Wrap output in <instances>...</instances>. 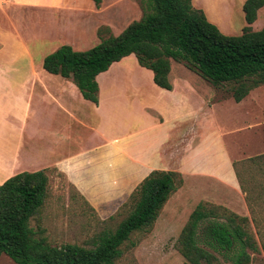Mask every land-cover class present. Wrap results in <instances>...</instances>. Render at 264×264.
Wrapping results in <instances>:
<instances>
[{
  "label": "trees",
  "instance_id": "1",
  "mask_svg": "<svg viewBox=\"0 0 264 264\" xmlns=\"http://www.w3.org/2000/svg\"><path fill=\"white\" fill-rule=\"evenodd\" d=\"M91 1L95 7L101 2ZM263 3L244 0L241 10L245 25L239 35H225L201 10L192 7L190 0H138L140 18L118 34L103 37L107 28L99 27L98 43L80 51L60 45L42 58L41 67L69 79L82 98L96 104L95 76L111 63L132 54L137 65L151 71L157 87L170 90L169 60H173L212 86L231 84L230 96L238 102L251 89L264 84V27L250 28ZM238 165L244 166L241 169L245 174L254 166L263 168L264 174V153L232 163L250 209V192L245 185L252 178H242ZM181 184L175 171L151 170L118 207L127 208L125 216L112 231L101 232L91 247L51 245L44 237H36L28 225L43 204L47 177L42 170L15 173L0 183V255L15 264H114L122 253V243L132 232L150 226ZM198 229L205 234L202 244L196 242ZM176 248L185 264H221L213 252L229 253L232 264H249V252L258 251L247 230V217L204 202L196 203L189 212Z\"/></svg>",
  "mask_w": 264,
  "mask_h": 264
},
{
  "label": "crops",
  "instance_id": "2",
  "mask_svg": "<svg viewBox=\"0 0 264 264\" xmlns=\"http://www.w3.org/2000/svg\"><path fill=\"white\" fill-rule=\"evenodd\" d=\"M82 1V4L87 6H80L78 0H0V61L2 53L6 50L7 38L8 42L14 44L11 46L15 49L9 51L8 56L14 60H22L20 69L25 75L19 81L13 79L10 82L8 79L7 84L12 87L11 90L20 89L26 92L29 106L38 107L39 105L34 103L36 100L43 105L42 126L28 133L34 153L28 157L32 167L25 170H42L47 177V183L54 177L51 170L55 174L58 173L99 217L108 216L115 211L151 170L179 173L183 178L182 189L186 185L187 176L195 177L199 182L190 190H202L203 194L198 195L203 200L246 216L245 194L241 192L232 166L233 162L239 160L233 159L234 155L228 152L218 137L212 138L211 124L206 121V107L203 109L204 122L198 123L203 132L199 136L200 139H197L199 137L195 134L197 124L194 121V110H187L188 107L182 104L180 99L184 96L176 91L177 87L171 76L173 60H169L170 90L157 87L152 82L151 71L137 66L144 71L155 89L169 97V100L161 105L141 101L138 110H135L137 106L131 103L132 95H129V98L126 95L128 100L125 106H121L117 100V97L125 96L124 90H133V86L137 87L138 84L122 85L103 81L109 79L118 69L121 71L124 68L123 63L128 61L132 54L111 63L107 70L95 76L96 104L82 98L69 79L43 70L42 58L60 45L66 44L73 50L82 49L89 44L93 46L99 42L96 33L99 27L107 28V32L102 34L103 37L108 33L116 35L120 32L113 34L112 21L106 19L84 21V13L97 17L108 8L95 7L91 0ZM207 6H212V3ZM37 7L55 9L59 14L55 18L56 23L61 21L60 27H65V31L72 36L63 38L60 43H48V53H41L35 62L25 44L30 39L26 41L20 37L11 24V15L15 9L33 10ZM53 15L51 13L48 16L54 19ZM73 15L79 19H73ZM70 18L73 20L70 21ZM3 22H8V27L4 26ZM42 36V39H45V35ZM135 61L134 58V66L137 65ZM13 72L20 73L16 70ZM195 77L200 83V79L204 81L198 76ZM176 78L180 89L199 94L181 75ZM0 79L5 80L1 63ZM32 101L34 105H31ZM203 102L205 106L210 107L205 98ZM31 108L29 107L28 119L33 117ZM186 123L187 130L182 131ZM37 136L43 137V147L36 148L34 145ZM250 208L252 209L251 203Z\"/></svg>",
  "mask_w": 264,
  "mask_h": 264
},
{
  "label": "rangeland",
  "instance_id": "3",
  "mask_svg": "<svg viewBox=\"0 0 264 264\" xmlns=\"http://www.w3.org/2000/svg\"><path fill=\"white\" fill-rule=\"evenodd\" d=\"M243 1L190 0L192 7L201 10L205 18L225 35L240 34L241 28L245 24L241 11ZM79 2L81 3L80 6H87L85 3L82 4V0H78ZM210 3H212V6H207ZM99 6H105L108 9L103 10L97 17L96 15L93 17L89 13H84V21L88 19L89 21L91 19L95 21L98 19L112 21L113 34L118 33L129 22L137 20L141 16L138 0H102ZM31 9L13 10L11 24L21 38L26 41L30 39L25 44H27L36 62L41 53H48L46 50L48 43H58L63 38L72 35L65 31V27H60L61 21L56 23L55 18L59 14L55 9L39 7ZM51 13L54 14V19L48 16ZM73 19L79 18L73 15ZM73 19L70 18L69 20L72 21ZM3 24L8 27L9 23L3 22ZM263 27L264 4L257 11L256 19L250 24L251 30H259ZM42 35H45V39H42ZM3 37L9 36L3 35ZM5 44L6 50L2 53L0 61L5 77V80L0 79V183L9 176L26 171L27 167H32V164L29 165L28 157L32 156L34 151H32L33 145L28 133L30 130L42 126L44 116L42 103L36 100L34 103L39 105L38 107L29 106L26 92L20 89L11 90L12 87L7 84L8 79L11 80L10 82L13 79L19 81L25 75L20 69L22 60H14L8 56L9 51H15L11 46L14 44L8 42L7 38ZM91 46L92 44H89L78 50H85ZM133 61L134 57L131 56L128 61L123 63L124 68L121 71H118V69L109 79L103 80L104 82L110 81L113 84L139 85L137 87L133 86L135 88L133 90H124L123 94L125 96L117 97V100L120 101L119 104L125 106L128 100L127 97H131L129 95L133 96L131 103L137 106L135 110H138L141 101L157 105L168 101L169 97L155 89L144 71H141L139 67L137 68L138 65L134 66ZM15 70L20 73H14ZM173 75H176V77L181 75L182 79L188 80L199 94L195 91L190 92L180 89L178 86L179 81ZM171 76L176 84V91L184 96L181 97L183 99H180L182 104L188 107L187 110H194V121L197 124L195 134L197 137L203 132L202 127H198V123L204 122L203 109L206 107V121L211 124L212 138L217 139L218 137V140L222 142L228 152L234 155V160H243L264 152V84L251 89L245 97L235 102L230 96L231 84L222 83L212 86L201 79L200 83L195 77L198 75L186 69L182 63L174 61L171 63ZM203 96L210 107L205 106ZM34 103L32 101L31 105H34ZM29 107H32L33 117L31 119H28ZM187 127L188 123L182 127V131H186ZM42 138L37 136V139H35L34 145H36V148L42 146ZM197 139L199 140L200 137ZM238 167L242 178H247L248 175L252 178L247 180L245 185L250 192L252 209L247 207V215L243 216L247 217V230L256 242L258 251L255 253L249 252L251 255L249 264H264L263 168L254 166L245 174L241 169L244 166L238 165ZM51 173L54 177L50 180V183H47L43 204L34 217L28 221V225L34 231L36 237H44L51 245L74 243L91 247L92 242L101 232L112 231L125 216L127 208L124 210L118 209L119 205L110 215L99 217L95 210L76 193L72 186L67 185L58 173L55 174L52 170ZM181 180L183 183L182 177ZM186 180L183 189L181 184L174 194H170L168 201L163 204L150 226L132 232L128 239L122 243L120 247L122 253L114 264H185L177 251L176 242L180 228L185 223L189 212L198 202L219 205L203 200L198 195L203 194L202 190H190L199 182L195 177L187 176ZM194 196L196 198H193ZM189 198L190 200H188ZM109 216L111 218H108ZM240 216L242 215L240 214ZM203 235L205 234H203L202 229H198L197 243L202 244L206 241ZM213 253L221 264H232L229 253ZM0 264L15 263L6 255L1 254Z\"/></svg>",
  "mask_w": 264,
  "mask_h": 264
}]
</instances>
